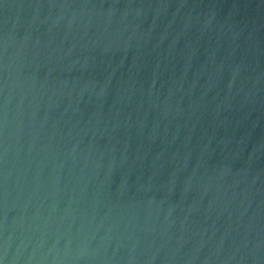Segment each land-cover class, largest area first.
<instances>
[{"label": "water", "instance_id": "1", "mask_svg": "<svg viewBox=\"0 0 264 264\" xmlns=\"http://www.w3.org/2000/svg\"><path fill=\"white\" fill-rule=\"evenodd\" d=\"M0 264H264V0H0Z\"/></svg>", "mask_w": 264, "mask_h": 264}]
</instances>
